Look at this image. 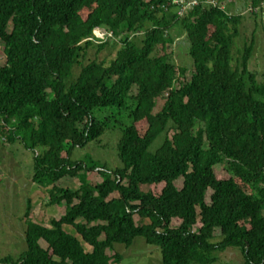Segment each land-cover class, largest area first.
I'll list each match as a JSON object with an SVG mask.
<instances>
[{"label":"trees","instance_id":"trees-1","mask_svg":"<svg viewBox=\"0 0 264 264\" xmlns=\"http://www.w3.org/2000/svg\"><path fill=\"white\" fill-rule=\"evenodd\" d=\"M187 1L0 0V140L31 150V180L46 188L48 205L65 208L46 226L28 217L27 200L25 249L0 263L109 264L108 250L140 236L158 248L161 264H209L229 247L245 264H264V22L259 79L248 69L252 40L232 54L241 10L220 6L228 0L182 9ZM177 27L192 64L187 80L166 52ZM95 28L111 33L97 47L119 36L118 47L107 62L82 63ZM105 109L109 115H94ZM118 114L128 119L116 146L119 166L70 158ZM140 123L152 135L140 134ZM219 163L230 175L216 176ZM92 169L99 182L86 180Z\"/></svg>","mask_w":264,"mask_h":264},{"label":"rangeland","instance_id":"rangeland-1","mask_svg":"<svg viewBox=\"0 0 264 264\" xmlns=\"http://www.w3.org/2000/svg\"><path fill=\"white\" fill-rule=\"evenodd\" d=\"M195 1V0H191ZM230 1V2H228ZM220 3V6H225L226 10L233 12H240L242 19L238 24V33L233 39L231 47L232 54L237 56L241 50L243 42L253 41L252 52L248 60V69L256 72L257 78L259 72L263 69V42L262 30L259 25V20L264 22V13L257 12L255 14L247 10L244 0H228ZM183 8V7H182ZM10 29V23L7 25V30ZM110 36V32H105L101 28H95L94 34L96 38L93 39V46L88 47L85 54V59L82 63L87 62V59L104 60L107 62L114 56L116 48L118 47V37H115L113 42L106 44L103 48L97 47L100 42H104L103 34ZM136 32H134L135 34ZM173 40L166 45V52L170 54L173 62L177 66L185 68L182 80H187L192 71V64L190 57L186 55V39L185 33L177 28L170 31ZM133 35V34H131ZM98 36V37H97ZM5 61V56L2 50V43L0 42V65ZM89 61V60H88ZM79 66H74V74L78 72ZM180 79V80H181ZM135 87H132L131 93L135 92ZM162 102V101H161ZM160 102V105H161ZM160 107V106H159ZM155 107L156 109L159 108ZM126 111V110H125ZM123 110L122 112L125 113ZM110 110H96L95 116L109 115ZM128 119L125 114H118L115 118H109L107 126L101 135L92 141L87 142L83 147L73 148L70 158L76 161H83L89 164L90 161H97L105 168L111 169L120 165L116 154V146L121 135V126L126 124ZM140 123L137 125L140 134L152 132L146 130L145 126ZM171 131L168 132V135ZM161 142V138H155L149 150L156 148ZM32 153L31 150L26 149L18 141L11 144H5L4 140H0V257L11 256L16 258L19 253L25 249L24 229L25 222L23 214L26 208L27 200H29L28 217L34 222L48 225L50 218H59L64 212L63 205H48L46 198V188L33 182L31 180L32 171ZM98 169V168H97ZM97 169L88 170L85 178L87 181L99 182L102 177ZM214 171L218 177H227L230 175L229 170L224 164L219 163L214 165ZM59 185H65L76 188L79 185L77 179L63 180L60 179ZM173 184L180 188L182 185V178L179 177L173 181ZM141 188H147L141 186ZM152 191L157 193V187L152 186ZM209 191L206 193V200L208 199ZM136 223H146L147 219H140L137 215L133 216ZM178 221L172 220L171 226L177 225ZM71 229L70 226H66ZM195 227V226H194ZM193 227V229H194ZM218 230L215 231V234ZM214 239H219L215 235ZM42 247L46 244L39 240ZM86 250H90V246L83 243ZM158 248L144 242L143 238L137 236L129 246L123 244H115L112 250L107 253L111 256L109 264H161L160 253ZM113 253L118 255V259L113 258ZM215 260L209 264H245L243 262L241 253L236 248H227L221 251L213 252Z\"/></svg>","mask_w":264,"mask_h":264},{"label":"built area","instance_id":"built-area-1","mask_svg":"<svg viewBox=\"0 0 264 264\" xmlns=\"http://www.w3.org/2000/svg\"><path fill=\"white\" fill-rule=\"evenodd\" d=\"M194 4V1H191V0H188L184 5H183V8L182 9H188L190 8L192 5ZM247 10L249 12H262L264 13V0H260L259 4L258 5H255V6H249L247 7ZM180 13V12H179ZM106 34V33H105Z\"/></svg>","mask_w":264,"mask_h":264},{"label":"water","instance_id":"water-1","mask_svg":"<svg viewBox=\"0 0 264 264\" xmlns=\"http://www.w3.org/2000/svg\"><path fill=\"white\" fill-rule=\"evenodd\" d=\"M0 264H5V263H0Z\"/></svg>","mask_w":264,"mask_h":264}]
</instances>
